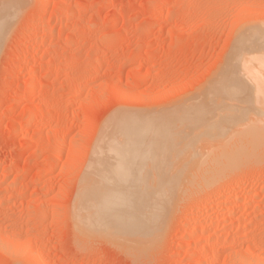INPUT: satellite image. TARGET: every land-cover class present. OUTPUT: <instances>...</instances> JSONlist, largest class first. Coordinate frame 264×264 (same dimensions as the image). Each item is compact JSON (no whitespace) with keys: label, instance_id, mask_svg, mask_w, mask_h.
I'll list each match as a JSON object with an SVG mask.
<instances>
[{"label":"rangeland","instance_id":"obj_1","mask_svg":"<svg viewBox=\"0 0 264 264\" xmlns=\"http://www.w3.org/2000/svg\"><path fill=\"white\" fill-rule=\"evenodd\" d=\"M4 1L15 2L11 8L17 10L14 8L0 44V170H7L0 177V264H197V256L191 260L188 251L195 247L200 253L210 242L201 238L198 245H192L191 241L205 235L204 224L217 213L226 218L215 228L213 241L221 247L214 258L200 264H264L263 149L259 159L248 158L216 183L193 189L188 185V192L184 182L183 192L176 190L177 198L172 195L175 206L171 200L172 209L159 239L144 253L129 252L102 237H83L75 230L72 216L78 190L89 176L93 148L116 112L164 116L175 110L174 104L179 105L175 112L181 111L183 103L192 112L194 106H204L202 96L206 98L210 86L209 92L219 88L218 93L212 91L213 98L208 93L211 100L206 98L203 104L210 103V108L205 105L197 113L212 107L216 111L238 107L246 116L258 113L259 108L255 118L264 113L260 110L263 94L254 91L253 80L251 86L246 82L249 78L239 74L240 59L230 53L238 49L237 37H249L247 25L264 29V0H0L1 8ZM258 30L262 36V29ZM262 37L253 48L263 52ZM69 38L71 43L64 45ZM248 48L241 50L253 49ZM47 56L52 62L43 64ZM226 56L229 60L233 56L235 62ZM84 76L88 77L85 86ZM215 78L220 83L213 89ZM39 79L42 81L33 91L26 90ZM225 80L227 84H223ZM229 86L238 97L234 91L232 96L228 93ZM252 90L259 97L255 99ZM227 93L230 102L240 101H227L232 107L225 106ZM193 97L200 101H191ZM218 97H222V105ZM189 101L193 106H186ZM34 112L36 121L29 125ZM187 117L185 121L191 119ZM259 119L262 116L256 124H264ZM148 156L134 162L128 169L131 180L120 184L154 187L164 179L169 187L172 182L178 184L174 179L178 159L166 155L154 161ZM218 185L225 187L219 196L213 189ZM248 196L254 201L249 202ZM223 225L227 227L222 231ZM223 242L230 246L222 248Z\"/></svg>","mask_w":264,"mask_h":264},{"label":"bare ground","instance_id":"obj_2","mask_svg":"<svg viewBox=\"0 0 264 264\" xmlns=\"http://www.w3.org/2000/svg\"><path fill=\"white\" fill-rule=\"evenodd\" d=\"M4 3H5V1H4ZM5 4H4V6L1 4V6L3 8L0 7V44L3 40L2 37L6 34L5 29H7V27H6L7 23H9L8 20L12 18L14 8L16 9V7L11 8L12 6L16 5L15 2H13V4H15V5H13L9 2L5 3ZM14 15H15V13H14ZM113 21H115V17L112 18V22ZM259 22H260V20H259ZM255 23H254V25H256V26L260 25V24L257 25ZM67 24H68V22H67ZM261 25H263V24H261ZM64 27H67V26H64ZM260 28L262 29V32H260V33H262V36H264L263 26ZM260 28L258 27L259 30L256 29V27L254 28V26L253 27L250 26V28H249V25H247V28L245 30L246 31L248 30L247 35H249V37L248 36L245 38L244 37L243 38L237 37V39L239 38L238 40L235 38L238 46L236 44L235 45L238 47V49L233 47L235 50L237 49L236 52H234L233 49L232 50L230 49L231 52L230 51L229 52L232 53V55L234 53V55H235L234 59L235 58L240 59V61L237 60V62L239 61V64H240L239 65L240 66V70H239L240 73L239 72H237V73L242 74V76H244L245 78L248 77L249 79H247L246 82L253 80V83L255 82L254 86H253L255 89L254 91L257 90L256 92L262 93L264 95V81H263L264 80V49L262 52L261 51L262 48H261V50L258 47H257L258 49L253 48L263 38L261 36V34L257 33V30H258V32L261 31ZM249 29H251L252 32H253V29H254V31L256 30L255 33L259 34L258 37H257V35H256V37H254L255 33L250 32ZM33 30L30 33H33L35 31V30L34 31ZM241 30L243 32V28ZM245 30H244L243 34L247 33V32L245 33ZM249 32L252 33V35ZM237 35H238V33H237ZM239 35H242V33H240ZM72 41H73V39H72ZM70 43H71L70 38H69V40L66 39V42L64 41V45H68ZM258 44H260V43H258ZM248 47L253 48V49L242 51L244 48H248ZM259 47H260V45H259ZM258 54H260V55H258ZM227 55L229 57L231 56L230 54H227ZM47 57H48V59H45V61L42 62L43 64L49 63V61L52 62V60H50V59H53V58H51V56H47ZM232 57H231V60H233ZM226 58H227V56H226ZM229 59L227 58L226 60L231 61ZM228 61H226V62H228ZM234 62H230L229 64L234 63ZM93 64H94V62H93ZM229 64H226V65L229 66ZM226 65L225 66L222 65V67H227ZM220 71H218V73L219 72L222 73V70H220ZM227 72H228V75L230 77L234 76L235 72L233 73L231 70H228V69H227ZM224 73H225V71H224ZM219 74H217V75L219 76ZM220 75H222V74H220ZM84 77H83L84 83H82L83 85L88 80V77H86V76H84ZM216 79H218V78H215L214 81L212 80L213 81V83H212L213 89L215 87L219 86L218 84L220 83V81H219V83H216L218 81L217 80L215 82ZM225 79H226V77H225ZM41 81H42V79L41 80L39 79V81L32 82L30 84V86L26 88V90L33 91L36 88V86L39 84V82H41ZM226 81L227 80H225L223 82V84L226 83ZM237 81H238V79H237ZM251 81L249 82V85L252 83ZM209 82H211V81H209ZM235 82H236V80H235ZM253 83L251 84V86L253 85ZM215 84L217 86H214ZM229 84H231V83L229 82ZM240 84H241V82H240ZM83 85L80 86L79 91H81L84 88ZM220 86H221V84H220ZM208 87L210 88V86H208ZM230 87L231 86H229V89L227 88V91L229 90V92H228L229 94L231 91L236 90L233 86H232V88H234V89L231 88L232 90H230ZM209 88L206 89L207 92L210 94H213V95L209 96L208 93H207L208 95L206 94V92H205L206 90L204 91L202 89V91L204 92V94H206V98H207V96H209V97L212 96L211 98H213L215 93H218L216 91V89H219V88H215V90L211 89L213 92L216 91L215 93H212V91L209 92L208 91V90H210ZM225 88H226V85H225V87H223V89H225ZM201 92H200V95H198L199 97L203 95ZM252 92H253V90H252ZM220 93H222V90L220 91ZM228 93H227V95L225 94L227 96L226 102L224 101L225 106H226L227 101H229V98H230V97H228ZM234 94L237 97L239 95V94H236V92ZM252 94L255 95L256 93L253 92ZM225 95H223V96H225ZM254 95H252V97H253L252 100H253V104H254L253 106H256L254 101L257 97H259V95L258 94H257L258 96L255 95V99H254ZM263 95H261L262 96L261 100H263V103H264V96ZM203 96H202V98L204 101H201V104L204 106L201 105L202 107H200L202 109L205 108V105L208 108L210 106V103H209V106H207V104H203V103L206 102L207 99L211 100L210 98L206 99L205 96L204 97ZM218 96H220V94ZM195 97L197 98V96H195ZM196 98L193 97V99H191V101L195 102ZM215 98H216V96L214 97V99ZM197 99H196L195 103H197V101H200ZM217 99L219 102L222 99V97H218ZM231 99H233V98H231ZM259 100H260V98H259ZM259 100H258V103H260V101H261V100L260 101ZM233 101L231 100V102H233ZM237 101H240V100H236V102H233V104L238 103ZM247 101H248V99H247ZM208 102H210V101H208ZM221 102L223 103V101L222 100L220 101V104L222 105ZM231 102L229 101V104ZM244 102H245V98H244ZM244 102H242L243 105L245 104ZM248 102H246V103H248ZM255 102L257 104V101H255ZM190 103L193 104V102L189 101V104H187V105L185 104V105L186 106H188V105L193 106ZM263 103L261 102V104H263ZM172 104H174V103H172ZM229 104L227 105V107H232V105L229 106ZM242 104L241 105L238 104V105L240 107H242L243 106ZM170 105H168V106H170ZM194 105H196V104H194ZM197 105H200V104H197ZM245 105H247V104H245ZM257 106H260V105L258 104ZM173 107L175 108V110L173 109ZM173 107L172 108L168 107V108H171V110L173 109V112H175L176 109L179 107V105H178V107H176V105L174 104ZM182 107L180 108L181 111H178L179 109L177 110V113L176 112L175 113L169 112L170 109H168L167 107L166 108L169 111L168 110L163 111V113H162L159 110L162 114H165V112L170 113V114L166 113L164 116L163 115L161 116L160 113H156V115L160 114L159 116H153L154 113H153V115L150 116V114L148 112L147 113L149 114V116L145 115V114H142V115L140 114L141 116L136 115V114L130 115L131 113H129V115L127 113H126L127 115L125 113H121L120 115H117L120 112L119 113L116 112V116L115 115L110 116L112 118H111V120L109 118L110 121L109 122L107 121L108 122L107 125H106V122L104 123L106 125V127L104 128L103 132L101 131L102 136H100V140L98 139L99 140V142H97L98 145H96V147L94 146L95 148H93L94 149V151L92 153L93 158H92V161H91L89 169H88L89 171H87L89 176H87L88 178H87L85 185L81 186L78 190V194H77L76 200H75V205H74V208L72 211L73 212L72 216H73L74 228L77 232L83 234V237H84V235L87 236V238L88 237H90V238L91 237H99V238L102 237L104 239H107L108 241L110 240L111 242L114 243V245L116 244L117 246H121V247L128 249L129 252H131L130 250H132V252L134 250H138V251L140 250L139 252L144 253L145 249L149 250L151 245L154 244L155 241H157L158 236H160L159 235L160 232L163 230V228L166 224V221H167L168 216H169L168 213L170 212V207L172 209V203H174L173 200L171 199L172 195L174 197H176L175 195L178 193H182L183 189H185L184 191L187 190L189 192V191H191V190H189V188L193 189V186L200 188L199 186L205 187L207 185H210L209 182H212V183L215 182L216 183L219 178H221L223 176L224 177L227 176L232 171H234V172H235V170L237 171L238 166H240L241 163L245 162L248 158L254 159L257 157V159H259L258 155L263 152V151H261L262 149L264 150V148H263L264 147V124H261V125L256 124V121H258V118H260L261 116H262V119H259V120L264 121V119H263L264 113L261 116L259 114L258 118H255V117H257L256 114L259 113V108L256 107L258 110V113L257 112H256V114H254V112L252 113L254 116V118H253V116L250 115L251 113L247 116L245 114H242L243 109L240 110L238 107H236L235 110L230 108L231 111L230 110H224L223 111L222 109H218V108H217L218 109L217 111L215 109H214L215 110L214 111L213 107L211 108L212 110L210 109V111H209L208 109L205 110L206 109L205 108L204 111H201L199 114V113H197V111L202 110V109H200L199 106H197V107L194 106L193 108H195V109L193 111H196L197 114L194 112L196 114V116L198 115V117H197L198 122H197L196 116H194V114L192 113L193 111L191 112L186 107H184V103H183ZM261 107H263V106L261 105ZM42 108L45 109L44 107H42ZM185 108L187 110H185ZM193 108L190 107L189 109L192 110ZM242 108H244V107H242ZM247 108H248V106H247ZM262 109H260V110L264 112V107ZM41 111H42V109L40 110V112ZM184 111L188 112L189 114L192 113L195 119L192 120L191 117H193V116L188 115V113H186L187 116H189V117H187L184 114L185 113ZM157 112H158V110H157ZM179 112H180V115L178 114ZM150 113H151V111H150ZM31 114H33V113H31ZM173 114L177 115V116H174ZM180 116L183 117L184 121H183V119H181L182 117L179 118ZM184 116L187 117V119L191 118L190 120L192 122L195 120L196 121L194 123H191V121L189 119L185 121ZM250 116H252V117H250ZM36 118H37V113L34 112L32 117L30 118V120H28V124L29 125L33 124L36 121ZM178 120L180 121V123L181 122H183V123L179 124ZM186 122H187V124H186ZM239 125L240 126L242 125V127L239 128L240 127ZM56 142H58V141H56ZM46 144H47V142H46ZM57 150L60 151L59 149H57ZM58 151H55V152H58ZM148 155H151L150 157H152L154 161H155V159H154L155 157L158 156V157H160L159 159H161V156H166V155L170 156L171 158L170 157H168V158H170L172 160L178 159V162L180 161V163L178 165L177 164L175 165L176 167H178V169H177L178 175H177V173H175L174 179L176 182L178 181V184L182 182V186H180V184L179 185L174 184V186H173V182H172L173 180L172 181L170 180L169 182H172V185H170V187H169L168 184H165V182H167L166 179H164L165 182L161 181L162 185L160 184V185H157L154 187H150L151 185L150 186L137 185V186L131 187V186L125 185V184L122 185V183L120 184V182H128V180L129 181L131 180L132 175H130L131 172L128 169H130L134 166V164H135L134 162L137 163V160L138 161L141 160V162H142V158H145ZM261 156H263V155H261ZM128 157H129V159L131 158L130 161L128 159L125 160V158H128ZM150 157L148 156V158H150ZM163 158H165V157H162V159ZM150 160H152V159H150ZM172 160H171L172 164H175L176 162H173ZM176 160H174V161H176ZM126 161H128V162H126ZM146 161H148V160L146 159ZM168 161H169V159H168ZM148 163H149V161H148ZM155 164H157V163H155ZM243 164H242V166H244ZM138 165H140V164H138ZM157 166L159 167V165H156V167ZM141 167H143V166H141ZM171 167L173 168V165H171ZM165 168H164V170L167 169V168L166 169ZM135 169H137V168H135ZM140 170H142V169L140 168ZM168 170L171 171V168L169 167ZM168 172L169 171H167L166 173H168ZM241 172H243V171H241ZM6 173H7L6 169L0 170V177L5 176ZM143 173H144V171L142 172V174ZM170 174H172V173L170 172ZM170 174L168 173V175H170ZM168 175H167V177H168ZM170 177L172 179L173 176H170ZM84 178H83V180H84ZM114 178H117V179H114ZM164 178H166V177H164ZM177 178H178V180H177ZM118 181H119V183H118ZM148 182H149V180H148ZM184 182H187V184L185 183V185H184ZM183 185H184V188H183ZM188 185L190 187L188 189H186L188 187ZM14 186H15V184H14ZM214 188L216 190V194L219 196V195L223 194L225 187H224V185H222V186L218 185V186L213 187V189ZM179 189L180 190L182 189L181 192ZM7 190H9V188ZM176 190H179V192L177 193ZM174 192H175V195L173 194ZM186 194L188 195V193H186ZM200 198H201V196H200ZM254 199L255 198H253V196H248L249 202L254 201ZM171 200H172V203L170 202ZM174 206H175V203H174ZM223 219H226L225 215L217 213L213 219L208 220L204 224V225H206L205 230H204L205 235L199 236L198 238L192 240L191 243H192V245H198L200 239L204 238L205 240L210 242V245H208V246L205 245L206 247H204L202 249V251H200V253H198V250L195 249V247H194L192 250L188 251V258H190L192 260L193 258H195L197 256L196 262H197V264H200V263H203L204 259L210 260L211 258L215 257L216 253L218 252L217 249H218L219 245L221 247V244H219L220 242L218 243V242L213 241V240H215L214 239L215 231H216L215 228L219 224V222H221ZM226 227H227V225H223V227L221 228L222 231L226 230ZM216 234H218V233H216ZM221 234H223V233H221ZM228 234H229V231L225 232L223 234L224 239L228 237ZM81 238H82V236H81ZM224 242H223L222 248H224V249L228 248V246H230V244L228 245ZM222 248H219V249H222ZM92 250H93V248H92ZM138 251H136V252H138ZM139 252H138V254H139Z\"/></svg>","mask_w":264,"mask_h":264}]
</instances>
